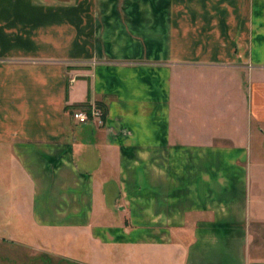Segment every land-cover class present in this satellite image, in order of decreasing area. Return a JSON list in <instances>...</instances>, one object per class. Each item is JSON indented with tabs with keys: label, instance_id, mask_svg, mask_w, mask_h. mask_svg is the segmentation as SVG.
<instances>
[{
	"label": "crops",
	"instance_id": "0c3cea01",
	"mask_svg": "<svg viewBox=\"0 0 264 264\" xmlns=\"http://www.w3.org/2000/svg\"><path fill=\"white\" fill-rule=\"evenodd\" d=\"M0 165L61 262L264 264V0H0Z\"/></svg>",
	"mask_w": 264,
	"mask_h": 264
},
{
	"label": "rangeland",
	"instance_id": "374dc122",
	"mask_svg": "<svg viewBox=\"0 0 264 264\" xmlns=\"http://www.w3.org/2000/svg\"><path fill=\"white\" fill-rule=\"evenodd\" d=\"M5 171L0 165V205L14 207L16 200V209L0 207V264H68L61 262L64 256L79 259L70 246L74 238H69V245L55 246L49 236L31 227L23 209L30 199L26 185L20 187L18 172H11L10 177Z\"/></svg>",
	"mask_w": 264,
	"mask_h": 264
},
{
	"label": "built area",
	"instance_id": "2783aa9c",
	"mask_svg": "<svg viewBox=\"0 0 264 264\" xmlns=\"http://www.w3.org/2000/svg\"><path fill=\"white\" fill-rule=\"evenodd\" d=\"M73 118L78 121H88L90 118H96L101 124V112L96 107L90 108L89 115L87 112H79L75 113Z\"/></svg>",
	"mask_w": 264,
	"mask_h": 264
},
{
	"label": "trees",
	"instance_id": "16d2710c",
	"mask_svg": "<svg viewBox=\"0 0 264 264\" xmlns=\"http://www.w3.org/2000/svg\"><path fill=\"white\" fill-rule=\"evenodd\" d=\"M85 107V111L88 113L89 115V106H84ZM98 110H100L101 112V121L104 120L105 116H106V113H107V107L104 103H96V106H95Z\"/></svg>",
	"mask_w": 264,
	"mask_h": 264
}]
</instances>
